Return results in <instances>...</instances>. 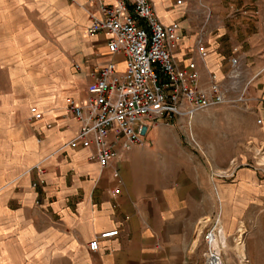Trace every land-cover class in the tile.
Listing matches in <instances>:
<instances>
[{
    "label": "crops",
    "instance_id": "obj_1",
    "mask_svg": "<svg viewBox=\"0 0 264 264\" xmlns=\"http://www.w3.org/2000/svg\"><path fill=\"white\" fill-rule=\"evenodd\" d=\"M58 1L36 0V5L45 12L56 10L62 14L60 19L65 13L75 20V30L79 26L86 32L90 41L86 47L61 43L72 53L82 51L73 61L56 42H50L54 46L47 57L43 53L35 59L23 58L24 28H28L32 39L40 35L33 21L22 13L30 1L0 0V264H202V252L196 251L200 246L190 239L196 222L212 214L210 204L202 203L213 196L210 169L203 156L191 155L188 159L183 150L182 162H189L196 171L176 185L162 170L156 180H151L137 164L142 163L146 151L162 153L147 147L146 136L140 144L144 148L135 147L124 154L125 185L120 194L113 196L117 183L109 171L90 159L93 149L67 146L80 126L68 111V101L81 103L88 95L96 68L120 57L110 54L104 33L90 35L86 31L87 0H61V10L54 4ZM202 1L222 17L232 8L247 12L208 36L209 57L205 63L196 52L197 16L186 14L176 0H152L163 23L183 26L175 57L184 63L195 59L204 82L208 69L222 74L224 60L234 45L256 55L255 68L263 65L259 54L264 53V0ZM252 8L258 11L256 18L252 17ZM92 10L97 13L96 5ZM58 21L53 22L54 26L62 27ZM58 53L63 60H58ZM19 60L24 62L27 76L30 74L37 82L35 91L24 85L22 76H13ZM124 65L121 60L117 66L123 69ZM250 94L255 113H250L248 120L249 145L256 147L257 158L258 147L264 148V73L252 83ZM33 107L43 113L42 118H32ZM204 118L200 117L199 125ZM205 142L201 141V148L213 169L223 172H214V178L225 197L263 195L261 172L247 167L248 162H238L243 156L238 148L228 147L225 141L219 149ZM263 157L260 162H264ZM38 162L46 169V185L37 190L32 186V168ZM38 198H42L41 205L37 204ZM116 229L118 234L102 239L97 251L89 248L88 241ZM259 236L248 239L252 264H264V243L258 241Z\"/></svg>",
    "mask_w": 264,
    "mask_h": 264
},
{
    "label": "built area",
    "instance_id": "obj_2",
    "mask_svg": "<svg viewBox=\"0 0 264 264\" xmlns=\"http://www.w3.org/2000/svg\"><path fill=\"white\" fill-rule=\"evenodd\" d=\"M176 3L184 7L186 14L193 13L198 18L196 52L205 63L209 57L208 36L247 12L232 8L222 17L202 0H176ZM95 5L99 14L92 10ZM85 7L89 13L88 34L104 33L110 54L120 58L96 68L88 95L81 103L68 101V111L80 126L67 146L93 149L90 159L102 170L109 171L117 183L113 196L120 194L125 185L122 178L124 154L142 144L152 124L158 120L172 119L175 115L191 119L195 112L219 104L255 113L250 89L263 75L264 64L255 68L256 55L250 50L234 45L224 60L222 74L208 69V79L204 82L195 59L184 63L175 57L183 38V26L178 22L163 23L152 0H111L109 3L87 0ZM252 10V17L256 18L258 11ZM262 54L259 59L264 60ZM121 60L125 63L123 69L117 66ZM31 113L34 120L43 116L38 107H33ZM261 122L259 118L258 123ZM261 151L264 155V148ZM246 165L264 172L260 167L264 163H259V167L252 163ZM32 170V186L43 189L45 167L38 162ZM37 204H42V198H38ZM218 214L203 217L195 224L194 232L200 226L198 239L205 244L202 264H228L229 254L224 248L217 253L212 245L215 239L223 244ZM118 232V229L101 232L88 241L89 248L97 251L102 239L116 236ZM242 261L250 262L247 256L239 259L240 264Z\"/></svg>",
    "mask_w": 264,
    "mask_h": 264
},
{
    "label": "rangeland",
    "instance_id": "obj_3",
    "mask_svg": "<svg viewBox=\"0 0 264 264\" xmlns=\"http://www.w3.org/2000/svg\"><path fill=\"white\" fill-rule=\"evenodd\" d=\"M27 1L30 2L29 4H26V9H24L22 13L25 17L33 21V28L35 27L40 35H37L39 37L32 39L30 31L27 30L28 28H24L26 32L22 35V38H25L26 42L22 41L23 50L21 51V56L23 58L30 57V59H35L40 54L45 53V57H47L50 54L52 46H54L50 45V42H56V44L64 50V53L71 56L72 61L75 56H80L82 51H80V53L78 51L72 53L70 52V49H65L63 45H61V43L75 47H80V45L86 47L89 45L90 41L86 32L79 26L76 27L77 30L73 28L72 22L75 23V20H72V18L65 13H63L64 15L60 19L62 14L58 13L56 10L54 11L51 9L47 12L41 9L38 10L36 0ZM60 3L61 0L54 4L57 9L61 10L63 6ZM64 18H67V21H63ZM55 21H58V24L62 27L54 26L53 22ZM64 28H68L69 31L67 29L63 30ZM56 57H58V60L62 59L60 53H58ZM74 63L77 62L74 61ZM13 76H22V80L25 81L24 85L27 87L32 86L34 91L36 90V87L38 88V85L36 84L37 82H34L33 77L30 74L27 76L24 62L21 60H19L16 66L13 67ZM204 111H212V113L205 115L203 114ZM195 114L196 119L193 122V128L195 132H197V135L193 132L192 121L185 116L175 115L172 119L163 118L152 124L150 130L147 132L146 142H149L147 147L160 151L162 154L159 155L157 152L153 151H146L142 154V163L137 165H139V169H141L144 176L151 180H156L160 170H162L164 175L167 176L173 185L178 184L180 179H184L191 175L193 176L194 171H196L194 166L189 164V162L185 164L181 160V157L184 156L183 150L186 151L185 156L188 159L191 155H194V157L198 155L203 156L204 160L209 165L210 175L212 176V174H214L213 165L207 160L205 150L202 152L201 148L197 147L193 136L201 147V141L205 144V141L207 140L211 147L215 146L219 149L220 144L225 141L228 147L238 148L240 154L243 155L242 158L238 157V159H240L238 160L240 164L242 162H248L259 167V163H262L260 162V157L261 155H264L260 152V155L256 158L254 156L256 155V147L249 145V113L243 111L237 106L219 104L206 107L203 110L195 112ZM200 117L205 118L199 125L198 120ZM150 135L157 136L151 138ZM147 139H149V141H147ZM139 146L144 148L145 145H135L133 148ZM258 148L260 150L261 147ZM225 155L226 153L222 154V156ZM41 165H43V163ZM251 167L254 168L253 166ZM260 167L264 168V166ZM218 172L219 174L223 173L222 171ZM260 172L262 175L260 174L261 176L259 175V177H261V180H264V172ZM69 175H71V172H69ZM216 186L217 188H215L213 182L211 189L213 194L212 198L208 199L206 202L203 201L202 203L205 204L208 202L210 204L212 211L209 213H212L211 217H214L220 212L221 220H223L227 236H229L228 241L230 246L235 245L234 238L237 234L238 222L243 221V223L246 224V254L250 261L249 264H252L249 254L247 253L248 239L253 240L259 233L260 236L258 237V241L264 243V191L263 195L257 197L252 196V198H227L221 193L220 183L218 181H216ZM181 214L183 215L184 212ZM195 227L190 240L191 243L193 241V245L199 244L200 248H197L196 251L201 253L205 248V244L198 239L199 231L197 229L195 233ZM230 228H232V230H229ZM227 254H229L227 255L228 264H240L238 257L233 251H229ZM234 260L235 262H233ZM190 264H197V262Z\"/></svg>",
    "mask_w": 264,
    "mask_h": 264
},
{
    "label": "bare ground",
    "instance_id": "obj_4",
    "mask_svg": "<svg viewBox=\"0 0 264 264\" xmlns=\"http://www.w3.org/2000/svg\"><path fill=\"white\" fill-rule=\"evenodd\" d=\"M52 1H56V0H52ZM192 117H191V119L189 118L190 121H192V119H193ZM193 138L195 140V143H196L197 147H200L201 148L200 144L198 145V143L196 142V139H195L194 136H193ZM201 150H202V148H201ZM258 151L261 152L260 150H258ZM202 152H203V150H202ZM263 159H264V157H263ZM263 159H261V160L264 161ZM207 160H208V158H207ZM262 163H264V162H262ZM213 170H214V172L216 174H219L218 171H216L215 169H213ZM211 178H213V182L215 184V188H217L215 178L212 177V176H211ZM220 215H218V217ZM219 221H220V224H221V235H222V239H223V244L221 243L220 240L215 239L213 241V243H212L213 248L216 250L217 253H219L221 250H223V248L226 251V253H229V251H233L236 254V256L238 257V259H241L242 260L244 256H247V254H246V240H245L246 239L245 238V234L247 233V231L245 229V225L246 224L243 223V221H239L238 222L239 225H238V229H237V234H236V236L234 238L235 239V245L234 246H230L229 241H228L229 239L226 238L227 237V233H226V230L224 228L223 220H221V216H220V220ZM202 222H203V220H202ZM200 230H201V228L199 226L198 227L199 233H200ZM233 262H235V260ZM243 263L244 264H249V263H245L244 261H242V264Z\"/></svg>",
    "mask_w": 264,
    "mask_h": 264
}]
</instances>
